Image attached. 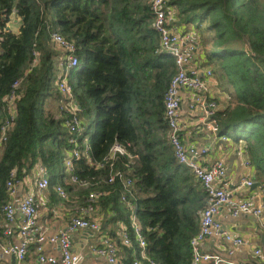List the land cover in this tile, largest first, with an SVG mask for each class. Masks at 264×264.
I'll return each mask as SVG.
<instances>
[{"label":"trees","instance_id":"trees-1","mask_svg":"<svg viewBox=\"0 0 264 264\" xmlns=\"http://www.w3.org/2000/svg\"><path fill=\"white\" fill-rule=\"evenodd\" d=\"M169 5L177 9L172 25L178 31L200 34L201 64L212 67L227 95H208L218 103L223 99L215 115L218 137L244 146L264 190V0H169ZM14 17L19 33L6 29ZM0 30V127L8 117L4 97L21 79L16 116L0 147V235L7 180L15 170L22 177L40 164L52 174L49 187L77 195L81 207L91 192L101 193L96 204L111 215H102V233L107 223L115 224L107 235L116 238L122 221L134 242L130 209L121 200L122 193L130 195L118 179L109 182L123 170L135 182L136 217L149 257L160 264H190V241L200 229L207 196L192 170L178 162L168 137L165 94L176 64L161 49L150 0H0ZM51 31L75 44L82 67L68 73L83 124L76 133L57 104L66 53L53 43ZM72 137L90 145V159L74 160L72 170L63 172L61 159L74 147ZM116 140L130 143L134 157L98 166ZM73 175L88 184L72 183ZM140 251L136 242L131 248L120 245L123 264H132Z\"/></svg>","mask_w":264,"mask_h":264},{"label":"built area","instance_id":"built-area-1","mask_svg":"<svg viewBox=\"0 0 264 264\" xmlns=\"http://www.w3.org/2000/svg\"><path fill=\"white\" fill-rule=\"evenodd\" d=\"M150 5L154 14V27L160 35L161 49L171 54L176 64V72L165 94V117L169 125L168 137L178 162L192 170L207 195V206L201 215L200 229L190 241L192 249L190 264H248L245 261H227L220 255L209 254L201 249V244L214 236L224 237L226 241L235 246L244 243V239L240 235L230 233L223 228L219 218L222 208L228 209L234 216L239 214L256 216L259 218L264 231V204L256 202V194L252 191L241 199L234 195V189L224 184L227 175L222 160L213 159L210 163L207 161L212 150L210 146H198L183 140L181 136V111L184 93L187 91L191 93L192 98L189 108L202 112L201 119L207 129L209 128L215 134L220 131L215 117L219 103L208 98V95L211 94L208 92L209 80L213 78V70L212 68L207 69L197 62L202 46L196 35L192 34V31H178L172 25L176 9L169 5V0H150ZM10 27L11 23H8L6 29ZM50 37L53 43L66 53L64 60L60 63L61 75L57 87L68 101V109L65 112L67 115L65 118L66 125L71 133H76L83 128V124L78 115V106L74 100L72 86L68 81L69 70L74 67L77 69L79 64V59L75 55L76 47L72 41L58 31H51ZM33 54L35 58L33 64H35L38 53L34 51ZM20 83L21 79L16 80L12 84L9 94L4 97L3 102L8 117L0 127V147L6 140L9 127L16 116L15 99ZM224 95L226 94L223 93L221 98ZM221 138L225 141L230 140L228 136ZM71 142L74 147L67 153L64 160L67 170H72L74 160H79L84 156L89 158L91 149L87 143L84 145L78 143L76 137H72ZM129 146L130 143L128 142L114 141L104 161L98 163V166L104 165V162H112L119 156L133 158L134 155ZM239 154L245 167L251 165V159L245 148L239 150ZM116 179L122 183L124 191L129 192L134 197L135 182L132 173L117 170L111 175L109 182ZM71 180L80 185L88 184V181L81 180L76 175H73ZM49 184V176L44 170L33 183V191H24L26 182L23 177L18 176L16 170L11 173L10 179L7 180L8 198L3 207L5 220L0 235V259L14 255L19 264H24L29 245L33 241L36 244L37 264H83L84 255L80 251L73 250L71 236L78 230L101 231V219L92 217L99 210L96 201L101 193L91 192L86 199V205L84 204L82 208V215H73L59 232L46 235L42 232L38 222V206L34 191H45ZM254 184L255 182L249 174H246L240 183L241 187L246 189H251ZM260 186L257 188H261ZM55 190L62 199L68 198V193L62 186H56ZM121 200L130 209V221L135 233L134 241L136 240L141 248L139 257L134 259L132 264H160L149 257L146 252L147 243L142 235L141 225L136 217V210L132 202L124 193H122ZM126 225L122 221L118 223V240L103 235L100 240L101 243L93 248V253L104 256L108 264H123L119 255L118 243L129 248L133 247L134 243ZM46 243L58 247L61 253L60 259L56 255L44 251L43 246ZM255 255L264 259V249L257 248Z\"/></svg>","mask_w":264,"mask_h":264},{"label":"crops","instance_id":"crops-1","mask_svg":"<svg viewBox=\"0 0 264 264\" xmlns=\"http://www.w3.org/2000/svg\"><path fill=\"white\" fill-rule=\"evenodd\" d=\"M15 17L13 18V21L18 22ZM13 21L11 22V28ZM20 29L21 26L18 30V33L20 32ZM209 84L215 86L216 82L215 80L213 81L211 79L209 80ZM210 93L213 96L218 94H215L214 92ZM190 102H192L191 93L187 91L184 93V100L181 111L182 135L187 142L199 146H210L212 150L210 155L207 157V161L208 163H210L213 159L218 158V156L221 157V151H219L217 145L218 136L209 128H206L201 119V111L195 110L194 108H189ZM232 144L234 143L232 142ZM228 150H225V153L222 154V158L225 160L226 164V185H228L230 188L235 189V195L238 198H244L247 193L252 191L256 194V202L264 204V190L262 188V185L260 186L261 188L252 187L251 189L242 188L240 185V180L246 174L255 177V166L252 163L251 165L245 167L242 157H236L231 151ZM37 175L38 173H36V175H33V177H31L30 179L26 177L27 175H25L24 180L26 182V187L24 191H33V183L35 182ZM54 191L55 190L53 187H49L45 191H34L38 206V222L40 224L42 232L46 235H52L59 232V230L67 224V222L73 215H82L81 208L84 207H81L80 202H77V198L74 197L77 195L73 196L70 193L68 194V199L63 202L60 200V197H58V195L56 197L55 194L57 192ZM100 208L96 212V215H98L97 213H101ZM228 211V209L223 208L219 214V218L222 222L223 228L225 230H228L230 233L240 235L244 239V243L242 245L235 246L222 237L214 236L205 240L201 244V249L209 254L220 255L227 261H245L248 264H264V259L255 255V250L257 248L262 247L264 249L262 243V234H264V231L262 230L259 218L252 214H241L239 217H234ZM101 214L103 216H107V218L111 217L109 210L106 211V214L104 212H102ZM101 221L103 222V217ZM115 228V224L107 223L105 225L104 234L107 235L108 233L114 231ZM93 234L96 233L88 230L75 231L71 236L73 250L83 253V264H108L104 256L97 255L92 251V245H99L101 243L100 236L104 234H96L97 238L94 242H92ZM32 242L29 245L27 257L24 264H37L36 244ZM43 248L44 251L56 255L59 259L61 258V253L57 246L46 243L44 244ZM121 253L124 256V254H126V250L121 248ZM0 264H19V262L16 259V256L9 255L3 259H0Z\"/></svg>","mask_w":264,"mask_h":264},{"label":"rangeland","instance_id":"rangeland-1","mask_svg":"<svg viewBox=\"0 0 264 264\" xmlns=\"http://www.w3.org/2000/svg\"><path fill=\"white\" fill-rule=\"evenodd\" d=\"M174 7V6H173ZM175 8V7H174ZM177 10V9H176ZM19 28H20V22H16V21H13V23H12V30H14V31H18L19 30ZM192 34H194V35H196V37L198 38V41L201 43V41H200V39H199V35L195 32V31H192L191 32ZM204 39V38H203ZM200 51H202V49L200 50ZM199 55H200V53H199ZM203 55H200L199 56V58H198V63H202V62H204V60H203ZM205 68H207V69H211L212 67L211 66H204ZM81 69H82V67L81 66H79L78 68H77V72H80L81 71ZM213 70V69H212ZM212 80L214 81V78H212ZM216 82V81H215ZM210 86H211V88L209 87V92L208 93H210V92H214L215 94L216 93H218L219 95H222L223 94V92L219 89V87L217 86V83L215 84V86H213L212 84H210ZM213 86V87H212ZM57 89H58V87H57ZM58 91H59V89H58ZM59 93L61 94V96H63V98L60 100V102H58L57 104H59L58 105V107H59V109H60V111H61V113L63 114V117L64 118H67V115H65L64 113L67 111V109H68V101H67V99H66V97L59 91ZM221 100H223V99H221L220 98V103L219 104H221ZM95 117H96V114L94 113L93 114V118L95 119ZM217 134V136H218V133H216ZM181 136H182V138H183V140L185 141V139H184V137H183V135H182V130H181ZM218 138V142H217V145H218V148H219V151H221L220 152V156L221 157H219L218 156V158H216V159H214V160H217V159H219V160H222V162H223V164H224V166H225V169H226V164H225V160L222 158L223 156H222V154L223 153H225L224 151L225 150H228V151H231L236 157L237 156H239V157H241L240 156V154H239V151H237V150H241L242 148H244V146H237L236 144H232V141L231 140H229V141H225V140H223L221 137H217ZM199 146V145H198ZM212 149V148H211ZM215 149V148H214ZM213 149V150H214ZM223 151V152H222ZM215 152H216V150H215ZM64 160H65V157H63L62 159H61V166L63 167V172H64V168H65V163H64ZM181 164V163H180ZM184 165V164H183ZM45 170V172H47L46 171V169H45V167H43L42 165H40V164H37L36 166H34V168L31 170V172L30 173H28V174H26L27 176V178H31V177H33V175H36V173H38V177L35 179V181L39 178V174L41 173V172H43ZM63 172H61V175H62V173ZM35 173V174H34ZM227 175V174H226ZM51 176H52V174L50 173L49 174V177L51 178ZM23 177V179H24V177H25V175L24 176H22ZM250 177L254 180V182H259V180H256L255 179V177H253V176H251L250 175ZM197 179V178H196ZM198 180V179H197ZM199 181V180H198ZM241 181H242V179L240 180V183H241ZM224 184H226V179H225V181H224ZM260 185H261V183H260ZM228 186V185H227ZM49 188V187H48ZM47 188V189H48ZM257 188V187H256ZM126 193H128L129 194V192H127V191H125ZM206 193V192H205ZM130 195V194H129ZM234 195H235V189H234ZM207 196V195H206ZM236 196V195H235ZM132 197V195H130V201L132 202V205H133V207L135 208V210H136V202H135V200L133 199V198H131ZM68 199V198H67ZM66 199V200H67ZM60 200L61 201H65V199H62V198H60ZM223 209V208H222ZM81 210H82V208H81ZM228 212H230V214L232 215V216H234L233 214H232V212L231 211H228ZM98 215H93L92 217H94V218H100L101 220H102V214L101 213H97ZM101 215V216H100ZM201 215H202V213H201ZM241 214H239V215H237V216H234V217H239ZM221 221V220H220ZM222 223V222H221ZM102 226H103V222L101 221V228H102ZM223 226V225H222ZM119 227V226H118ZM118 227H117V231H118ZM88 231H91V232H95L97 235H98V233L99 234H104V233H102V229H101V231H96V230H90V229H87ZM228 231V230H227ZM229 232V231H228ZM96 234H93V239H92V242H94L95 240H96V238H97V235ZM104 235H106V234H104ZM103 235H101L100 236V238L102 237ZM111 237V236H110ZM111 238H113V237H111ZM222 238H224V237H222ZM113 239H116V240H118V238L116 237H114ZM225 239V238H224ZM101 240V239H100ZM134 242H136V243H138L136 240L134 241ZM96 245L94 244V245H92V251H93V248L95 247ZM260 248V247H259ZM262 248V247H261Z\"/></svg>","mask_w":264,"mask_h":264},{"label":"water","instance_id":"water-1","mask_svg":"<svg viewBox=\"0 0 264 264\" xmlns=\"http://www.w3.org/2000/svg\"><path fill=\"white\" fill-rule=\"evenodd\" d=\"M259 185H260V182H255V184L253 185V188H256ZM262 243H263V247H264V234H262Z\"/></svg>","mask_w":264,"mask_h":264}]
</instances>
